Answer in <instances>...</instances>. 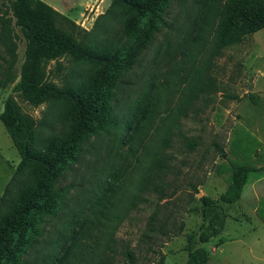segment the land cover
<instances>
[{
  "label": "trees",
  "instance_id": "trees-1",
  "mask_svg": "<svg viewBox=\"0 0 264 264\" xmlns=\"http://www.w3.org/2000/svg\"><path fill=\"white\" fill-rule=\"evenodd\" d=\"M173 1L111 0L93 30L100 37L90 45L76 43L75 25L38 0L0 3V46L13 56L15 28L24 43L15 86L22 100L36 106L54 97L43 85L39 68L43 57L77 49L78 60L94 66L78 87L64 95L66 109L59 115L58 128L50 126L46 137L38 136L37 125L12 98L3 103L0 123L20 162L0 197V264H31L28 257L41 254L38 245L44 226L59 216L65 217V241L48 254L50 264H112L117 254L121 264H140L127 246L116 251L115 227L151 194L161 202L175 193V188L166 193L167 177L174 170L166 151L196 95L211 85L209 61L224 48L264 31V0H195L203 7L198 27L204 26L209 40L205 58L194 66L202 35L191 38L189 55L169 56L167 18ZM157 35L164 37L165 47L141 67ZM137 82L142 87L129 100L127 93L135 90ZM180 137L187 149L194 146ZM100 150L106 161L94 174V182L83 187ZM250 171L233 166L230 182L218 199L199 198L202 224L196 235L186 238L185 264H206V252L194 244H205L223 230L225 208L238 201ZM67 175L70 179L65 182ZM191 188L195 194V186ZM165 207L156 203L144 225L139 240L144 255L154 253L163 238L181 230ZM162 263L160 255L155 264Z\"/></svg>",
  "mask_w": 264,
  "mask_h": 264
},
{
  "label": "rangeland",
  "instance_id": "rangeland-1",
  "mask_svg": "<svg viewBox=\"0 0 264 264\" xmlns=\"http://www.w3.org/2000/svg\"><path fill=\"white\" fill-rule=\"evenodd\" d=\"M38 1L75 25L77 33H74V37L79 45H90L100 37V35L95 37L93 30H96L95 25L101 22L99 17L111 4V0ZM1 2L5 0H0ZM202 8V3L195 0L183 2L174 0L170 4L167 18L169 56L181 59L183 54L189 55L191 38L198 34L202 35L199 46L201 48L193 55L194 66L200 65L205 58L204 53L209 40L207 34L202 31L204 26L198 27L201 23ZM14 30L18 39L15 41L16 49L13 56L10 57L0 46V113L4 101L12 98L20 110L37 125L38 136L46 137L50 126H53L54 130L58 128L59 115L66 109L64 95L70 89L78 87L90 70L94 71V66L78 60L77 49L57 57L41 58L39 68L43 73V85L54 97L39 105H30L20 98L15 89L23 61L24 43L18 30L16 28ZM165 32L164 30L163 34ZM164 47V37L157 35L142 58L141 67L149 64L158 48ZM257 47L260 51L264 48L262 30L246 36L239 44L224 48L218 56L209 61L208 75L211 85L205 88L203 93L196 95L185 119L179 122V134L173 138L170 149L166 151L172 157L171 163L174 166L166 180L168 181L166 193L170 194L173 188L176 191L161 202L156 201L157 197L151 194L147 197L146 203L138 204L126 215V218L115 227L112 236L117 252L120 247L127 246L138 256L140 264H155L160 255L163 257L162 264H185L186 238L191 234L196 235L202 224L199 198L218 199L230 182L231 168L239 165L262 169L257 170L256 175L245 182L238 201L228 207L225 206L227 218L223 230L209 242L195 243L194 246L204 249L207 254L206 264H264V163L261 113L263 102L260 96L251 93L252 81L261 69L260 53L257 56L255 53ZM160 62L161 60L157 65L159 67ZM158 71L160 73L163 69L159 68ZM136 72L138 74L140 69L138 68ZM146 73L147 71L141 77L145 78ZM180 73L183 75V72ZM132 81L134 82V79ZM139 83H136L134 91L129 93L125 91L129 100L135 98L140 91L142 84ZM180 136L194 146L187 149ZM103 157V151L100 150L94 166L92 164L84 176L83 187H89L94 182V174L106 161ZM19 162L20 157L0 123V197ZM69 179L70 176L67 175L65 182ZM80 179L76 178V184H79ZM191 185L196 188L195 194ZM190 195L193 198L188 203ZM156 203L165 204V209H168L169 214H173L175 225L181 224V230L163 238L157 247L154 246V253L144 255L142 249V252H139L140 235L144 231L148 216L155 210ZM64 219V216H59L44 226L38 245L42 256L32 253L28 257L31 264H50L49 255L58 251L65 241ZM121 263L122 258L117 254L112 264Z\"/></svg>",
  "mask_w": 264,
  "mask_h": 264
},
{
  "label": "crops",
  "instance_id": "crops-1",
  "mask_svg": "<svg viewBox=\"0 0 264 264\" xmlns=\"http://www.w3.org/2000/svg\"><path fill=\"white\" fill-rule=\"evenodd\" d=\"M255 53H256V56L260 53V56H261V69L259 71V74H257L255 76V78L253 79V81H252L251 93L252 94H257L258 96H260L259 98L263 102L262 112L261 113H262V158H263V163H264V48L262 49V51H260L259 48L257 47L256 50H255ZM252 98H253V96H252ZM254 101L256 102V100H253V102ZM263 166H264V164H263ZM248 168H250L251 171L247 175L246 183H247V180L251 176H255L256 175L257 170H261L262 169V167L258 168V169H255L254 167H248ZM263 177H264V175H263Z\"/></svg>",
  "mask_w": 264,
  "mask_h": 264
}]
</instances>
